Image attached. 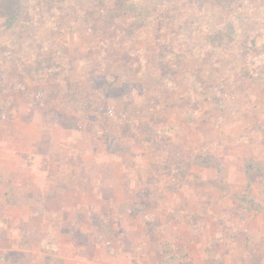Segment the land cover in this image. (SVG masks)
<instances>
[{
    "label": "rangeland",
    "instance_id": "obj_1",
    "mask_svg": "<svg viewBox=\"0 0 264 264\" xmlns=\"http://www.w3.org/2000/svg\"><path fill=\"white\" fill-rule=\"evenodd\" d=\"M94 1L0 0V214L26 203L37 218L49 202L41 170L83 205L82 190L113 178L132 195L95 216L72 209L74 226L59 213L21 220L0 239V264H239L233 252L264 264V43L251 44L264 0H102L110 18L132 20L116 48L129 57L110 61L106 77L93 55L98 34L110 35L87 21L105 16ZM72 12L81 15L56 28ZM74 84L101 117L76 108ZM127 112L168 133L135 137ZM51 128L62 145L51 143L56 165L43 168Z\"/></svg>",
    "mask_w": 264,
    "mask_h": 264
},
{
    "label": "crops",
    "instance_id": "obj_2",
    "mask_svg": "<svg viewBox=\"0 0 264 264\" xmlns=\"http://www.w3.org/2000/svg\"><path fill=\"white\" fill-rule=\"evenodd\" d=\"M51 128V129H47V133L46 135H44L45 140L42 141V146H40V150H42L43 154H39L38 155V162L42 163V166L44 168V164L48 163L50 164V162H53V160H55V152H51L50 145L51 143H53V148L55 143H59L58 145H62L61 143V139H57L58 133H56L55 130L59 131L58 128ZM42 139V138H41ZM27 141V139H26ZM40 141V140H39ZM38 141V142H39ZM29 152L26 151V154H28ZM60 153V152H58ZM57 155V154H56ZM34 159V158H33ZM32 159V160H33ZM29 160V159H28ZM56 165V161L53 162V166ZM41 172L43 174L41 180H39V185L43 187V191L42 192H46L45 195H47L49 202L47 199H45V203L41 202L40 205H42V209L41 208H37V214H39L37 216V218L35 219L33 217V215H31V206L30 205H26V203L22 204V203H13L10 204L11 206H3L1 205L5 210V214L2 215L0 214V224L1 222H6L5 225L8 228L7 229V234L0 232V239H9L10 240V235H9V229L11 227V234L16 233V226L20 225V221L23 219H27V220H39V221H43L44 219H46L48 215L50 213H59L62 214L64 216V218H67V222H69L70 225L74 226V222L75 217L72 215L73 211L72 209H75L76 211H79L81 214H88L90 213L91 215L95 216V215H99L102 211H106L108 210V208L110 209V207L114 206L115 204H124V202H126L127 198L129 199L131 197L132 194H127L126 193V189H131V184L128 183L125 178L122 179V187L121 190L120 188H117L116 186V180L113 178L112 181L110 182L111 184H106L104 186H100L101 188H94L93 190L90 189L89 191H86L85 189L82 190V196L85 195V199H87L88 197V203H85L83 205L82 201H79L77 198L75 199V195L72 197L71 194H69L70 196H66V192L64 193V199L63 196H61L60 193H58V191L56 190V179H55V174L52 173L50 174L49 169L48 171L44 172L41 170ZM48 175V176H46ZM107 177H103V179H106ZM96 181V178H92L90 180L89 183H92ZM107 183V182H106ZM119 189V190H118ZM50 191V192H49ZM120 192L123 193V199H120ZM43 193V194H44ZM66 198H68L69 202L66 204ZM81 200L83 199V197L80 198ZM63 200V202H62ZM73 200V201H72ZM78 200V201H77ZM130 201V200H128ZM50 212V213H49ZM87 223V222H86ZM243 252L245 253L246 251L243 250ZM232 254V258H236L240 260L239 264L243 263V259L244 255H237L235 252L231 253ZM254 256H251V259H256V257L258 256V252L252 253ZM247 258V257H246ZM258 258L260 259V256H258ZM247 260V259H246Z\"/></svg>",
    "mask_w": 264,
    "mask_h": 264
},
{
    "label": "trees",
    "instance_id": "obj_3",
    "mask_svg": "<svg viewBox=\"0 0 264 264\" xmlns=\"http://www.w3.org/2000/svg\"><path fill=\"white\" fill-rule=\"evenodd\" d=\"M95 8H93L94 10H100L103 12V14L105 16H103L104 18L101 19H96L93 15L91 16H86L87 21L89 22L90 25H92L93 27H95L98 32H101L102 29L99 28V25H104L105 28H107V32L110 36H108L107 34H105L104 32L98 34L99 37V41L97 42V45L95 47V54L93 55V57L97 60L96 64L99 68V72L101 75L105 76V67L107 66V64L110 61H115L118 60L120 58H123L124 56H126L127 58L129 57L127 54V52H120L118 49V47H122L125 46L126 44V33L128 31V28L130 27L131 24V18L129 17H112L110 18V15L108 14L111 9L108 8V4L102 0H95ZM110 6H112L111 2ZM113 3V2H112ZM99 5V6H97ZM103 5V6H102ZM102 6V7H100ZM114 6V4H113ZM113 9V8H112ZM81 12V11H80ZM78 13V12H77ZM74 14L73 12L70 14H67L65 16L59 14L56 15L53 19H54V24L57 28V26H59L61 23L64 22V18L66 17H70L73 16L74 14V18H76V16H79L81 14L77 15ZM113 13V12H112ZM109 15V17H108ZM63 18V19H62ZM74 21H76L75 19L68 21V24L71 25V27L74 24ZM104 28V29H105ZM256 34L253 37V39H251V44H260V43H264V20H259L258 24H257V29H256ZM173 35V34H172ZM101 39V40H100ZM174 43H172L171 48L170 45L168 44L167 46H165L166 52H172L174 51V49L179 48L178 46H176ZM180 47H183V44L180 45ZM169 48L171 50H169ZM116 49V50H115ZM182 50V49H180ZM183 51V50H182ZM132 55H135V53L133 52ZM147 60V56H144L141 59V62H146ZM140 61V60H139ZM258 63V62H256ZM264 61H262L260 64H263ZM56 65V64H53ZM47 65V62H42L40 64V66L38 67L39 69H42V67L44 69H46V71H50L52 69H54V67H58V66H54ZM259 65V64H257ZM256 71L258 69V71L261 72V70L258 68L260 67L261 69L264 70V64L263 66L259 65L256 66ZM69 95L72 98L73 102L75 103L76 108H78L79 110H88V111H93L96 113V115L98 117H101L103 114L101 112V110L99 108H96L95 106H93L86 98V95L83 91H81L78 88L77 84L74 85H70L69 88ZM103 113H107L106 111H104ZM122 122V124H124L127 127H130L132 130V133L135 137H149V140H155V141H160L164 136H166V134L168 133L167 129H164L163 127H159L156 126L155 129L153 130H147V128L144 127V125L141 123L142 121L139 120V117L137 115L132 114L131 112H127L126 113V117ZM122 118V119H123ZM58 123L60 124H65L66 126L72 128L73 126L71 124H68L66 122V120H64L63 118H58ZM121 124V125H122ZM107 127H109L108 129H113L115 127V124H106ZM121 128V126H120ZM54 239V232L49 233L48 234V244L51 243L52 245H54L53 247H56V245L53 242ZM50 245V244H49ZM53 249V248H52Z\"/></svg>",
    "mask_w": 264,
    "mask_h": 264
}]
</instances>
